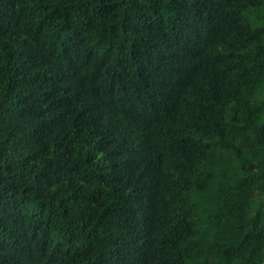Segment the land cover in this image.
I'll return each instance as SVG.
<instances>
[{
    "label": "trees",
    "instance_id": "16d2710c",
    "mask_svg": "<svg viewBox=\"0 0 264 264\" xmlns=\"http://www.w3.org/2000/svg\"><path fill=\"white\" fill-rule=\"evenodd\" d=\"M0 264H264V0H0Z\"/></svg>",
    "mask_w": 264,
    "mask_h": 264
}]
</instances>
